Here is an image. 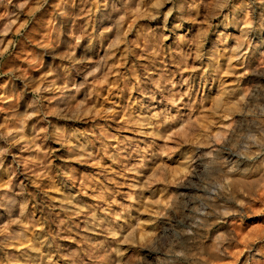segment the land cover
I'll return each instance as SVG.
<instances>
[{
  "label": "rangeland",
  "instance_id": "1",
  "mask_svg": "<svg viewBox=\"0 0 264 264\" xmlns=\"http://www.w3.org/2000/svg\"><path fill=\"white\" fill-rule=\"evenodd\" d=\"M0 264H264V0H0Z\"/></svg>",
  "mask_w": 264,
  "mask_h": 264
},
{
  "label": "bare ground",
  "instance_id": "2",
  "mask_svg": "<svg viewBox=\"0 0 264 264\" xmlns=\"http://www.w3.org/2000/svg\"><path fill=\"white\" fill-rule=\"evenodd\" d=\"M260 1V0H259ZM235 14V13H234ZM223 23V22H222ZM225 24H227V23H225ZM242 24H244V23H242ZM245 25V24H244ZM238 30V29H237ZM246 30V29H245ZM243 31H244V29H239L238 30V32H240V33H243ZM233 48V47H232ZM233 53V52H232ZM224 62V61H223ZM237 66V64H235V65H233V63L231 62V56H228L226 59H225V69H226V71L228 70H231L233 67H236ZM230 72V71H229ZM221 93H223V92H221ZM242 97V96H241ZM242 99H244V98H242ZM241 99V100H242ZM225 101V100H224ZM243 101V100H242ZM222 102H223V100H222ZM245 102H246V100H245ZM243 104V103H242ZM244 105V104H243ZM240 114H242V113H240ZM239 115V114H238ZM245 116V115H244ZM243 117V116H242ZM222 155L224 156V154L222 153ZM231 156V155H230ZM225 157V156H224ZM227 158V157H226ZM230 158V157H229ZM233 158V157H232ZM237 158V157H236ZM227 161H228V159H226ZM232 161V160H231ZM229 162H230V160H229ZM234 162H236V161H234ZM228 164V163H227ZM231 164V163H230ZM239 164V163H238ZM232 166V165H231ZM237 166H239V165H237ZM233 168V167H232ZM231 168V169H232ZM239 170V168L237 169V171ZM234 172H236V171H234ZM165 230V229H164ZM164 230H162V231H164ZM163 233V232H162ZM159 234H160V232H159ZM156 237V236H155Z\"/></svg>",
  "mask_w": 264,
  "mask_h": 264
}]
</instances>
